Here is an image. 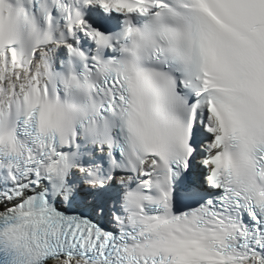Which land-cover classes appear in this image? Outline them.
Segmentation results:
<instances>
[{"label": "snow or ice", "instance_id": "snow-or-ice-1", "mask_svg": "<svg viewBox=\"0 0 264 264\" xmlns=\"http://www.w3.org/2000/svg\"><path fill=\"white\" fill-rule=\"evenodd\" d=\"M0 264H264V0H0Z\"/></svg>", "mask_w": 264, "mask_h": 264}]
</instances>
